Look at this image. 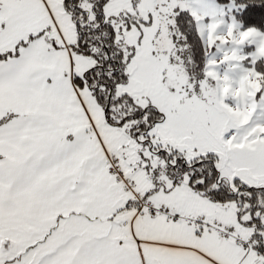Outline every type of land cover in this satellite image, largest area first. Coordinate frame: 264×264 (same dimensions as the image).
Listing matches in <instances>:
<instances>
[{
	"label": "snow or ice",
	"instance_id": "6c2138e0",
	"mask_svg": "<svg viewBox=\"0 0 264 264\" xmlns=\"http://www.w3.org/2000/svg\"><path fill=\"white\" fill-rule=\"evenodd\" d=\"M0 264H264V0H0Z\"/></svg>",
	"mask_w": 264,
	"mask_h": 264
}]
</instances>
